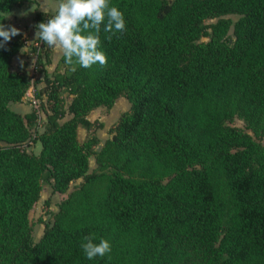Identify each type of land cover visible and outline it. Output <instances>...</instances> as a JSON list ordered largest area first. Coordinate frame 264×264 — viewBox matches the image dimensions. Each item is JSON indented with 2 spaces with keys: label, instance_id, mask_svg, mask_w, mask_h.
Listing matches in <instances>:
<instances>
[{
  "label": "trees",
  "instance_id": "1",
  "mask_svg": "<svg viewBox=\"0 0 264 264\" xmlns=\"http://www.w3.org/2000/svg\"><path fill=\"white\" fill-rule=\"evenodd\" d=\"M27 1L0 0V23ZM109 6L126 29L101 25L106 66L84 68L75 57L69 65L62 54L47 74L42 42L38 155L24 146L37 112L11 107L31 87L28 73L13 69L25 40L0 48V264H264V0ZM119 98L130 108L101 147L94 135L79 142L78 128L104 127L90 113ZM78 180L34 241L29 213L42 183L65 194ZM89 234L111 252L87 259L80 245Z\"/></svg>",
  "mask_w": 264,
  "mask_h": 264
},
{
  "label": "clouds",
  "instance_id": "2",
  "mask_svg": "<svg viewBox=\"0 0 264 264\" xmlns=\"http://www.w3.org/2000/svg\"><path fill=\"white\" fill-rule=\"evenodd\" d=\"M102 24L104 31L112 34L126 29L123 13L115 6L110 7L109 0H61L52 18L35 25V37L49 48L62 50L69 65L75 57L81 67L89 68L97 63L104 67L107 57L100 50L99 36ZM85 32L86 35L82 34ZM17 35H21L20 29L0 23V48ZM106 38L111 40V36ZM34 65L33 59L31 66ZM20 66L23 67V61ZM94 240V234H89L80 245L87 259L103 258L111 252L108 240L100 239L98 243Z\"/></svg>",
  "mask_w": 264,
  "mask_h": 264
},
{
  "label": "rangeland",
  "instance_id": "3",
  "mask_svg": "<svg viewBox=\"0 0 264 264\" xmlns=\"http://www.w3.org/2000/svg\"><path fill=\"white\" fill-rule=\"evenodd\" d=\"M61 0H28L21 5L15 6L11 9L10 12L3 14V17L6 21L5 25H13L16 28L21 30V34H26V40L29 42L30 47H34L35 43L39 41L38 38L33 35V31L36 30L35 25L37 22L35 20L36 14L38 12L45 13L48 15H53L57 12L58 4ZM231 20H236V17H229ZM60 50V49H58ZM48 52L50 54V62L55 66L58 60V54H54L52 48H48ZM32 53V60L34 57V53ZM20 61H16L13 64V69H22L20 66ZM36 62V61H35ZM24 64V63H23ZM28 64V74L31 76L32 82L35 83L39 78L42 77L41 74H38L32 65V61L27 62ZM36 64V63H35ZM39 83V82H38ZM41 86V84H37V90ZM36 90H32L31 95L34 96L36 94ZM28 94V93H27ZM31 95L26 96L23 104H26L29 107V110H35L38 114L39 120L36 128L31 130L32 139L24 145L25 148L29 151L38 155L41 150V145L39 142H36V134L38 131H41V126L44 124V120L46 119V107L44 106L45 98L43 97L41 100L38 99V107L35 109L31 105ZM13 110L17 111V104H11ZM130 108V104L124 98H119V100L113 105L112 108H99L98 111L91 112L88 116V119L91 122H99L104 124L102 129H93V132H88L85 129H80L79 139L84 142L90 135H94L99 140V145L95 148L98 150L102 143L109 138V131L115 126L118 121L120 115ZM232 125L242 127L243 123L239 120H235ZM96 169V164L94 158H90L89 160V171H93ZM81 180H78L76 183L70 185L68 191L65 194H53L51 192L50 187L46 182L42 183V191L40 194V198L37 203L34 205L32 210L29 213L30 224L32 226V233L34 241H38L43 234L44 228L46 225H51L53 222V214L57 212V205L67 198L69 193L73 191L74 187L77 186ZM46 201L49 202V206L46 205Z\"/></svg>",
  "mask_w": 264,
  "mask_h": 264
},
{
  "label": "crops",
  "instance_id": "4",
  "mask_svg": "<svg viewBox=\"0 0 264 264\" xmlns=\"http://www.w3.org/2000/svg\"><path fill=\"white\" fill-rule=\"evenodd\" d=\"M35 32H36V30L35 31H33V35H35ZM18 36V35H17ZM20 36H22L23 37V39L25 40V46L23 47V49H22V51L18 54V55H16L15 56V58H14V60H13V64L16 62V61H18L19 59H21V61H23V67H22V69H16L17 71H19V70H24V71H28V64H27V62H30V61H33L32 60V53L31 52H33L34 53V57H33V59L35 60V61H37V53H36V50H35V48L32 46V47H30V44H29V42L26 40V38H27V35L26 34H21ZM52 51H54V54H58L59 56H58V60H57V63H58V61H59V59H60V57H61V55L63 54V52H62V50H58V49H55V48H52ZM36 63V62H35ZM56 66V65H55ZM55 66H53V64H51V62H49L46 66H45V70H46V72H47V74H51L52 72H53V70H54V68H55ZM28 73V72H27ZM29 75V74H28ZM30 76V75H29ZM30 78H31V76H30ZM42 79V77L41 78H39V80H37L35 83H33L32 82V79H31V87L29 88V90H28V94H26V96H28V95H31V92H32V90H36L37 91V84H41V86L38 88V89H40L42 86H43V83L42 82H39L40 80ZM39 82V83H38ZM119 100V99H118ZM117 100V101H118ZM116 101V102H117ZM115 102V103H116ZM95 111H98V109H96ZM17 112H19V113H21L22 115H25V114H28L29 112H30V110H29V107L26 105V104H23V103H20V104H17ZM94 112V111H93ZM80 129L81 128H78V131H77V137H78V141L79 142H82L79 138V134H80Z\"/></svg>",
  "mask_w": 264,
  "mask_h": 264
},
{
  "label": "built area",
  "instance_id": "5",
  "mask_svg": "<svg viewBox=\"0 0 264 264\" xmlns=\"http://www.w3.org/2000/svg\"><path fill=\"white\" fill-rule=\"evenodd\" d=\"M34 48H35V50H36V53L38 54L39 51H40L41 48H42V42L39 40L37 43H35ZM38 102H39V101H38V98H36L35 95H34V96L31 95V105H32L35 109H37V107H38Z\"/></svg>",
  "mask_w": 264,
  "mask_h": 264
}]
</instances>
